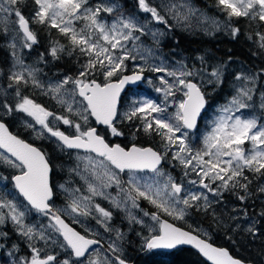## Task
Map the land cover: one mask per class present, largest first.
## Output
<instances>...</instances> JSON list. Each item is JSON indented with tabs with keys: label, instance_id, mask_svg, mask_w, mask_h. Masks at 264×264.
Here are the masks:
<instances>
[{
	"label": "snow or ice",
	"instance_id": "snow-or-ice-1",
	"mask_svg": "<svg viewBox=\"0 0 264 264\" xmlns=\"http://www.w3.org/2000/svg\"><path fill=\"white\" fill-rule=\"evenodd\" d=\"M22 2L0 0V22L5 24V34L9 31L8 23H11L16 37L23 40V48L30 50L38 43L30 23L56 29L67 40V45L55 41L48 54L54 60L60 59L63 53L86 57V60L77 75H65L45 86L38 79L39 69L24 64L16 54V44L11 43L14 63L7 75V88L14 91L15 103L13 105L5 99L0 107L6 115L17 112L30 117L34 123H26V126L35 130V126L39 125L38 135L47 133L50 138H55L61 149H83L95 156L78 157L86 161L83 173L79 165L71 170L84 181V191L67 188L64 184L57 186L53 182V167L47 154L14 135L0 120V161L18 172L10 177L14 192L7 190V184L0 191V225L11 222L16 233L27 241L30 250V256L21 257L18 264H127L115 241L109 243L106 252H103L99 247L101 241L90 238V229L85 227L82 234L72 226L82 224L81 217H92L106 232L114 231L116 240L123 239L122 232L111 226L113 212L94 203L95 197L109 201L114 209L125 212L131 223L141 225L144 220L133 215L132 210L140 209V200L153 206L156 211L151 213L140 209L145 217L154 222L147 225L148 235L143 237V247L147 250L191 245L210 264H243L227 249L216 247L199 234L185 231L162 218L168 216L184 220L188 209L200 210L201 201L205 211L211 207L205 192L193 191L183 181L178 182L163 170L162 164L170 155L172 161L182 166L185 177L190 173L196 175L197 179L189 180V185H198L213 196L236 188L247 192L250 181L245 172L264 175V123L255 116L239 114L252 107L253 89L246 86L236 88V94L228 104L218 109L219 114L212 121L210 130L203 135L202 147L194 149L189 142V133L197 128L198 119L207 105L206 93L201 86L203 77H209L208 83L222 84L221 68L214 67L207 72L203 68L190 69L183 62L172 69L163 62L151 63L154 52L140 42L141 37L151 35L158 43L163 33L149 29L135 16L125 15L115 2L102 0L92 6L89 0H32L34 8L30 19L19 7ZM137 5L142 12L150 14L152 20L168 28L171 25L166 15L188 26L195 20L205 31L209 25L217 30L221 27L219 21L194 9L189 0L163 6H152L149 0H137ZM217 6L226 15L225 26L230 27L233 38L240 33L238 27L231 26L233 19L245 18L264 26V0H217ZM161 7L165 14H161ZM102 14H115V19L109 23ZM11 17L15 19L11 20ZM78 22H83V26L77 27ZM255 35L259 46L264 48V32H256ZM43 58L44 54H41V60ZM199 59L203 63V57ZM138 60L143 63H135ZM128 62L134 64L131 74H125L129 71ZM145 72L162 74L157 77L159 86L155 87V91L163 95L164 102L148 98L133 100L128 110L121 114L119 104L125 86L144 80ZM97 74L103 79L98 81ZM198 76L201 83L194 82ZM235 80L254 82V77L241 73L235 76ZM29 85L50 95L70 115L57 114L23 95L22 87ZM169 105L174 107V112H169ZM259 107L264 109V95ZM70 116L78 117L82 123ZM90 118L115 137L124 135L117 122L128 121L135 129L134 136L143 132L146 136L159 137L162 150L136 144H110L97 127L90 125ZM54 122L75 131L71 135L66 134L55 127ZM122 173L128 174L126 182L121 179ZM8 179L0 176V181ZM214 184L216 187H212ZM57 187L67 196L68 202L64 207L55 205ZM113 187L116 195L106 191ZM260 191L264 192V187ZM17 194L24 203L17 201ZM238 199L243 201L245 196ZM32 212L43 216L48 224L29 223L27 218ZM65 216L71 218L70 222H66ZM246 230L256 235L251 225ZM0 235L7 236V233ZM204 235L207 236V233ZM38 241L45 246L50 242L58 246L68 253L67 258L59 259L58 253L38 247ZM13 248L17 246L13 245Z\"/></svg>",
	"mask_w": 264,
	"mask_h": 264
},
{
	"label": "trees",
	"instance_id": "trees-1",
	"mask_svg": "<svg viewBox=\"0 0 264 264\" xmlns=\"http://www.w3.org/2000/svg\"><path fill=\"white\" fill-rule=\"evenodd\" d=\"M193 1L206 12L221 19L223 22L222 27L212 35H206L201 31L185 32L183 29L173 27L169 30L167 37L162 42L161 46L159 45L161 52H164L168 57H179L183 54L193 66H201L210 69L214 63L222 65L223 83L214 84L210 92L209 90H205L208 87L207 85L202 87L208 97L207 104L208 102L210 103L213 101L221 102L228 98L236 90V87L240 85L238 84L239 81L235 80V76L241 74L242 70L253 76L256 80L255 94H257L262 90L260 87L264 84V48L259 46V40L255 34L256 32L263 30L264 26L258 21H249L245 18L233 19V21H231V26L240 29L239 35L233 38L230 34V28L225 26L227 23V17L217 6V0ZM19 7L26 18L30 19L34 8L32 0H23ZM30 27L37 36L38 43L34 44L35 50L37 51L46 53L48 51L47 49L50 47V42L48 43V41L51 38H58L67 45V40L61 36L56 29H48L39 24L32 23H30ZM6 37V34H4L0 26V70H2L4 74L8 73L12 67L10 60V47ZM249 37H251V39ZM64 57L67 58L73 56L64 53ZM200 57H203V63L199 59ZM73 58H75V61L71 58L69 59L71 62L68 60H64L65 62L62 60H60V62L55 61V64L53 63L47 67L46 75H50L52 71H54V67L57 65H60L67 70H73L74 66H76L79 55H74ZM32 63L35 64L34 60ZM22 89L29 97L42 100L46 104L51 103L50 98H45L43 94L31 85L26 88L22 87ZM206 110L207 107L200 116L198 126L202 122ZM0 116L7 122L14 132L31 142L38 144L45 150L53 167L52 178L54 184L57 180L66 176L68 171L66 165L71 161L69 152L60 154L55 150L53 142H44L42 139H36L32 135H29L30 127H27L26 125L24 126V124L17 126L13 120L24 122L25 116L22 113L13 112L11 115L6 116L0 112ZM118 125L121 127L122 131H129L128 129H123V123L121 121L117 122V126ZM61 127L64 131L73 133V130L68 129V126L61 124ZM140 134L141 133H139L134 139H128L126 136H118L114 139L123 144H128L130 142L151 144L158 149L152 140V136L143 137ZM52 140H54V138H52ZM64 163L66 164L64 165ZM59 165L63 166L61 168V173L57 174V166ZM246 172L249 176L252 175V177L256 174L253 172ZM258 176L261 178L264 175L258 174ZM258 183L259 179L257 180L256 185H258ZM260 189L261 188L257 190L255 184L252 182L249 183L250 193L245 196V200L242 202L247 215L256 218L255 236L241 227L237 228L233 223L232 225L227 223V217L224 215L229 216L230 212L225 214L222 208H217L222 203L221 201L226 203V207H228L229 202L233 200L238 202V199L236 197L234 198V195L232 196L229 192H225L223 194L224 198L219 201L220 203L212 204L207 211H205L203 207H200V210L191 208L184 220L175 221L198 232H201L199 227L205 226L210 233L206 237L211 239L214 243L227 246L233 254L245 260H250L254 264H264V215H262L264 214V192L260 191ZM58 193L59 190H56V196L54 197L55 201L57 200ZM215 206L217 209H215ZM117 218V212H115L111 224L114 229H119L123 234V239L119 240L123 248V251L120 252V254L124 258L134 259V264H210V262H207L190 246H176L170 250H147L143 247L144 240L142 237L146 232L139 229L135 223H133L131 227H129L124 220H121V222L118 223L115 221ZM169 218L173 219L172 217ZM75 225L83 230L77 224ZM5 228L9 231L11 230L8 239L20 246L24 245L23 237L16 233L11 222L6 223ZM111 233L116 236L114 231ZM2 239H5V237ZM7 245H11L8 240ZM13 245L14 244L10 246L11 249ZM3 250L0 252L2 253ZM8 256L10 259V255Z\"/></svg>",
	"mask_w": 264,
	"mask_h": 264
},
{
	"label": "rangeland",
	"instance_id": "rangeland-1",
	"mask_svg": "<svg viewBox=\"0 0 264 264\" xmlns=\"http://www.w3.org/2000/svg\"><path fill=\"white\" fill-rule=\"evenodd\" d=\"M101 2L102 1L89 0V4L92 6H95L96 4L101 3ZM103 2H115L116 4H118L120 6V10L125 15L135 16L137 21H139L141 24H146L149 29L163 33V35L160 36L158 43L153 41L151 35H145V36L141 37L140 42L144 46L151 48L154 52V56L150 60L151 63L159 64V63L163 62L170 69L177 67L180 62H183L190 69H195V70H199V69L203 68L207 72H210L211 69L214 67H219L222 69V65L217 64V63H214L210 69L205 68V67H201V66H193L185 58V56L183 54H181L179 57H177V56L168 57L164 52L162 53L161 50L159 49V45L161 46L162 42L167 37L169 30L173 27L183 29L185 32H187V31L188 32L201 31L206 35H212L217 31V29L211 27L210 25L208 26V30L205 31L204 27L198 25L195 20L192 21L191 26H188V25L183 24V23H178L176 20L172 19L170 15H166V19H168L169 24L171 25V28H168L165 25L159 24V23L155 22L154 20H152L150 17V14L142 12L138 8L137 0H103ZM149 2L152 6H163L164 4H168L170 2L171 3H180L181 0H149ZM189 3L191 4V6L194 9H197L199 11V13H203L205 16L210 17L211 19L219 21L220 25L222 27L223 22L217 16L206 12L202 7L197 5L193 0H189ZM160 10H161L162 14H165L162 7ZM102 15H103V18L106 21H108L109 23L115 19V14H113L111 16H109L107 14H102ZM10 19L14 20L15 17H11ZM0 26L2 28V31L4 32L5 24L3 22H0ZM7 26L9 29L8 33L6 34L8 45H10L11 43L14 42L16 44V49H15L16 54H17V56L20 57V59L24 62V64L31 66V67H34L36 69H39V72L37 74L38 79L45 86H47L49 82H55L58 79H62L65 75H68V76L77 75L80 68H81V64L86 60V57L79 56L78 61L76 63V66H74L73 70H67L64 67L57 65L54 67V71H52V73L50 75H46L47 67L49 65H52L53 63L55 64V61L60 62V60H62L63 62H65L68 60L69 62H71L69 60L71 58L74 59V61H75V58H73L74 56L65 58L64 53L61 54L60 59H58V60H54L48 54V51H49L50 47L52 46L53 42L59 41L62 44H65V43L60 41L58 38H51L48 41V43L50 42L49 43L50 47L47 49L48 51L46 53L42 52V51L35 50L34 45L29 50V49L23 48V46H22L23 40L20 37H16L14 25H12L11 23H8ZM82 26H83V22L77 23V27H82ZM227 28H230V27H227ZM259 32H264V28H263V30H260ZM4 34H5V32H4ZM13 37H16L15 40H13ZM12 51H13V49L10 48V60H11V63L13 65L14 59L12 56ZM41 54H44L43 60H41ZM33 60H34L35 64L32 63ZM135 63H143V62L138 60ZM128 67H129V70H134L133 62H128ZM8 73L4 74L3 71L0 70V103H2L5 99H7L9 102L13 103V105H14V103H15L14 91L12 89L7 88V84L9 83V81L7 79ZM242 73L246 76H251V75L247 74V72H245L244 70H242ZM159 75H162V74L145 72V79L142 80L141 83H139L138 85L128 89L123 94V97L121 99V103L119 106V112L121 114H123L125 111H127L133 100L148 98V99L155 100L158 103H163L164 102L163 95L161 93H157L155 91V87L159 86V81L157 79V77ZM149 78L151 79V83H149ZM97 79L102 80L103 77L101 75L97 74ZM168 79L171 81V78H168ZM195 79L199 83H201V77L198 76ZM208 79H209V77L207 75H205L203 77V83L201 84V86L204 87L205 85H207L208 87L205 90H209V92H210V90L213 88L214 83H208L207 82ZM238 84H240V85H238L236 88L241 87V86H246L248 88L253 89V93H252L253 100L250 102L252 104V107L249 109L243 110L242 113H239V114H241L245 117L255 116L261 121V123H264V109H261L259 107V105L261 103V97H262V95H264V84L260 87V89H262V90H260L257 94H255V90H256V80L255 79H254V82H252V81H248V82L239 81ZM34 88H36V87H34ZM36 89L41 94H43L45 96V98H50L51 103L46 104L42 100H39L36 98L34 99L32 97H30V98L34 99L37 103L45 106L48 110L53 111L57 114L70 115V114L66 113L64 111V109L54 99H52V97L50 95H45L40 88H36ZM22 94L28 96L26 93L23 92V89H22ZM235 94H236V91H234L228 98H226L225 100H222L221 102L220 101L219 102L213 101L210 103L208 102L207 110L205 112L204 117L202 118V122L200 123V125L195 130H192L189 133V142L194 149H200L202 147L203 135L207 131L210 130L212 121L219 114L218 109L220 107L228 104V102L231 100L232 96ZM170 100H171V97L169 98V101ZM174 111H175L174 107L169 105V112H174ZM0 112L3 115H6L4 112V109L2 107H0ZM23 115L25 116L24 122H22L20 120H18V121L13 120L17 126H21L23 124L25 126L26 123H34V121H32L30 117H27L25 114H23ZM6 116H9V115H6ZM70 118L77 120L78 122L82 123V121L78 120V117L70 116ZM93 123H94V120H92L90 118V125H92ZM122 123H123V129L129 130L128 132H124V131H122V129L119 126H117L120 129V131H122L124 133L123 136H126L128 139H134L139 134V133H137L135 136L133 135V133L135 132V129L131 126L130 122L122 121ZM135 123H138V121ZM61 124L62 123L54 122L55 127H58L60 130H63V128L61 127ZM29 129H30L29 135H32L34 138L42 139L44 142H53L54 143L53 145L55 146V150H57L58 153L63 154L64 152H69V154H70L69 157H70L71 161H70V163H68L66 165L67 170H68L66 173V176L60 180H57L55 185L58 186L60 184H64L67 188H81V190L84 191V188H85L84 181L81 180L79 175H77L75 172H73L71 170L77 168V165H79V170L81 171V173H83L84 165H85L86 161L79 160L78 157H83L85 155L95 156V154L94 153L87 154V153H85L84 150H79V149H61L58 146V143L55 141V138H54V140H52V138H50L47 133H45L43 136L38 135V133L40 131L39 125L35 126V130L33 128H29ZM68 129L73 130V133L75 131L73 128H70V127H68ZM99 130L101 133H103V134L105 133L106 136H108V137H114L106 129L99 128ZM140 133H141L140 134L141 136L147 137L143 132H140ZM123 136H120V137H123ZM152 140H153L155 146H157L158 149L161 151L162 149L160 146L159 137H156V136L153 137L152 136ZM245 147L247 148V147H249V145H245ZM65 164L66 163H64V165ZM62 166L63 165L57 166V174L61 173ZM162 168L166 173L171 174L173 176V178L176 179L178 182L183 181L185 186L190 188L191 190L205 192V194L208 195L209 202L211 203V205L214 203H220L219 201L224 198L223 194L225 192H229V194H232V196L234 195V198L236 197L237 199L239 196H242V195L246 196L247 194L250 193L249 184H248L247 192H245L243 189L236 188V189L224 190V191H222V194L219 196H213L211 193H208L206 189L199 188L198 185L197 186L189 185L188 181L197 179L196 175L194 173H190L189 176L185 177L184 176V169L182 168V166H180L178 164V162L172 161L170 155L163 162ZM15 172H17L16 169H13V168L9 167L7 164L0 161V176H4V177L9 178L7 181H0V191H3L4 190L3 185L7 184V190L14 192V190L12 188V183H11L10 177ZM120 175H121L122 181L126 182L127 178H128V174L122 173ZM138 175H150V174L149 173H138ZM245 175L248 176L250 183L252 182L253 184H255V187L257 190H259V188L264 187V176H262L260 178L258 176V174H255V176L252 177V175L249 176V174L247 172H245ZM258 179H259V183H258V185H256ZM218 183L219 182H217V184ZM126 186H127V184L125 183V187ZM212 187H216V185L214 184V185H212ZM57 190H59V193H58L57 200L55 201V205L57 207H64V206H66V204L68 202L67 196L64 193V191H62L58 187H57ZM106 191L110 192L112 195H116V189L114 187L107 189ZM85 194H87V193L85 192ZM9 198H11V197H9ZM16 199L18 202L24 203L22 198H20L18 195H16ZM243 201H241L240 199H238V202H236V200H233V201L229 202L228 207L225 206V204H226L225 202L221 201L222 203L217 208H222L223 212L225 214L230 212L229 216L224 215L227 217V220H228L227 223H230L231 225L233 223L234 226L239 225L244 230H246L249 225H251L255 229L256 228V218L247 215L246 209L242 204ZM94 203H99L101 205V207H104V208L112 211L113 216L115 215V212H117L118 217H121L129 227L132 226L133 223H131L129 221L126 213L123 211H119V210L114 209L111 206V204L109 203V201L103 199L102 197H95ZM139 203H140V209H143L144 211H148L150 213L153 211H156L153 208V206L150 205L147 201L140 200ZM202 205H203V201H201V207H202ZM217 208L215 206V209H217ZM140 209H133L132 212H133V215L137 216L140 219H143L145 222L143 225L136 224V226L139 229L144 230L146 232V233H144V235H142V237H144V236L148 235L147 225L153 224L154 222H152L150 220V217H145L143 215V211H141ZM189 212H190V209H188V213ZM96 215H98V214H96ZM33 216H34V219H33ZM67 218H69L71 220L70 217H67ZM80 219L82 221V224H77V225L80 226L84 232H85V227H86V228L91 230L90 235L99 236L105 242V245L99 246L103 252H106L107 245L109 243H112L113 241H115L119 245L121 252L123 251V248H122L120 241L116 240V236L114 234H112L111 232H106L101 225L96 223L95 219H93L92 217H81ZM27 221L29 223H33V224H43V225L48 224L47 219H45L43 216H40L39 214H35V212H32L29 214ZM112 221H113V219H112ZM118 223H120V222H118ZM5 225H6V223L4 225H0V233H3V232L7 233V236L0 235V245H1L0 251L4 249L2 253L0 252V264H18L21 257H29L30 256V250L28 248L27 241L24 238H23L24 239V245L23 246H20L19 244L14 243V242H12V240L8 239L9 235L11 234V232H10L11 230L10 231L7 230L5 228ZM111 226L113 227L112 224H111ZM199 230L203 234H205V233H207V235L210 234L209 230L205 226L199 227ZM53 235L55 236V234H53ZM4 237H5V239H2ZM7 240L11 245L12 244L16 245L17 248L14 249L12 246V249H11V247H10L11 245H7ZM36 243H37L38 247H45L46 250H48V251H53L55 253H58L59 259H64V258H67V256H68V253L66 251L60 249L56 245L51 244V242L49 243L48 246H45L42 241H38ZM9 253H11L10 259L8 256ZM107 254L111 255V253H107Z\"/></svg>",
	"mask_w": 264,
	"mask_h": 264
},
{
	"label": "water",
	"instance_id": "water-1",
	"mask_svg": "<svg viewBox=\"0 0 264 264\" xmlns=\"http://www.w3.org/2000/svg\"><path fill=\"white\" fill-rule=\"evenodd\" d=\"M132 71H133V70H132ZM125 74H131V71H128V72H126ZM144 75H145V73H144ZM98 81H99V80H98ZM140 82H141V81H140ZM140 82H138V83H136V84L126 85L124 91L121 93V98H122V94H123V93H124L129 87L136 86V85H138ZM194 82H197V81L194 80ZM197 83H198V82H197ZM202 90H203V89H202ZM206 100H208L207 96H206ZM206 106H207V105H206ZM205 108H206V107H205ZM204 110H205V109H204ZM204 110H203V111H204ZM203 111H202V113H203ZM199 119H200V118H199ZM199 119H198V123H199ZM0 120H2V121L8 126L9 131L12 132L14 135H17V136L20 137L21 139L25 140L26 142L32 144L33 146H35V147L41 149L43 152H45V150H44L41 146H39L38 144H36V143H34V142H31L30 140H28V139L22 137L21 135H19V134L16 133V132H14V131L9 127V125L7 124V122H6L1 116H0ZM91 126H93V127H98V125H96L95 122H94V124L91 125ZM197 126H198V124H197ZM61 131H63V130H61ZM64 132H66V131H64ZM99 133H100V132H99ZM66 134L71 135V134H73V133H68V132H66ZM100 134L103 135L102 133H100ZM105 139H106V138H105ZM106 140H107V139H106ZM107 142H108V141H107ZM110 144H121V146H131L132 144H136V145H138V146H140V147H152L154 150H158V151H160L159 149H157L156 147H154V146L151 145V144H139V143H136V142H131V143H129L128 145H123L122 143L117 142V141H116V142H113V143H110ZM79 150H83V149H79ZM45 153H46V152H45ZM50 163H51V161H50ZM51 165H52V164H51ZM15 174H18V172H15L13 175H15ZM64 218H65L66 222H70V220H69L66 216H65ZM162 218H163V219H167L169 223H172V224H174L176 227H179V228H181V229H183V230H185V231H192L193 234H199V235L201 236V238L208 239L209 242L212 243V244H213L214 246H216V247H221V248H225V249H227V250L229 251V253H230L234 258H237V259L241 260V261L243 262V264H254V263L251 262L250 260H245V259H243V258H241V257H239V256H237V255H235V254H233L227 246H225V245H220V244H217V243H214L213 241H211V239H209V238L203 236L202 234H200V233H198V232H196V231H194V230H191V229H189V228H187V227H185V226H182V225L178 224L177 222H175L174 220H172V219H170V218H168V217H166V216H162ZM72 226L75 227V228H76L78 231H80L82 234H84V232H82V231H81L79 228H77L75 225H72ZM90 238L99 239V240L101 241L100 238H97V237H95V236H91V235H90ZM101 243H102V241H101ZM178 246H190V247L194 248V247L191 246V245H178ZM194 249H195V248H194ZM165 250H170V249H165ZM195 250L198 252L197 249H195ZM198 253H199V252H198ZM199 254H200V253H199ZM200 255H201V254H200ZM201 256H202V255H201ZM202 257H203V256H202ZM122 258H123V257H122ZM203 258H204V257H203ZM124 259L127 261V264H134V259H126V258H124ZM204 259L206 260V258H204Z\"/></svg>",
	"mask_w": 264,
	"mask_h": 264
},
{
	"label": "flooded vegetation",
	"instance_id": "flooded-vegetation-1",
	"mask_svg": "<svg viewBox=\"0 0 264 264\" xmlns=\"http://www.w3.org/2000/svg\"><path fill=\"white\" fill-rule=\"evenodd\" d=\"M119 126V125H118ZM120 127V126H119ZM121 128V127H120ZM103 129H105V127L103 126ZM120 130V129H119ZM103 134V133H102ZM104 136H105V138L107 139V141L109 142V143H113V142H116L117 140H115L114 138H115V136L114 137H108V136H106V134L104 133L103 134ZM117 142H119V141H117ZM121 143V142H120ZM123 144V143H122ZM129 144V143H128ZM128 144H123V145H128ZM121 220H123L121 217H118L115 221L116 222H121ZM102 245H105V243H103ZM112 255V254H111Z\"/></svg>",
	"mask_w": 264,
	"mask_h": 264
}]
</instances>
